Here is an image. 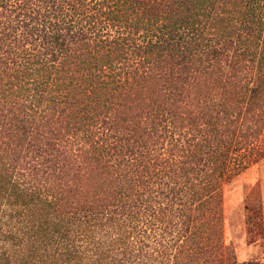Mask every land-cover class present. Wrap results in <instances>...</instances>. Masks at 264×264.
Wrapping results in <instances>:
<instances>
[{
	"label": "trees",
	"instance_id": "obj_1",
	"mask_svg": "<svg viewBox=\"0 0 264 264\" xmlns=\"http://www.w3.org/2000/svg\"><path fill=\"white\" fill-rule=\"evenodd\" d=\"M263 159L264 0H0V264H264Z\"/></svg>",
	"mask_w": 264,
	"mask_h": 264
},
{
	"label": "rangeland",
	"instance_id": "obj_2",
	"mask_svg": "<svg viewBox=\"0 0 264 264\" xmlns=\"http://www.w3.org/2000/svg\"><path fill=\"white\" fill-rule=\"evenodd\" d=\"M223 201L225 245L239 263L264 262V159L225 187ZM254 205L262 215V231L248 221Z\"/></svg>",
	"mask_w": 264,
	"mask_h": 264
}]
</instances>
